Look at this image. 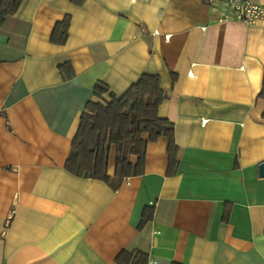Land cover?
<instances>
[{
  "label": "crops",
  "instance_id": "crops-1",
  "mask_svg": "<svg viewBox=\"0 0 264 264\" xmlns=\"http://www.w3.org/2000/svg\"><path fill=\"white\" fill-rule=\"evenodd\" d=\"M227 10L203 0H22L5 19L0 264H264V14L219 22ZM65 18L59 44L51 32ZM143 73L158 74L167 95L158 116L174 126L175 172L160 137L140 175L112 177L114 147L108 182L69 173L95 83L120 97Z\"/></svg>",
  "mask_w": 264,
  "mask_h": 264
},
{
  "label": "trees",
  "instance_id": "trees-1",
  "mask_svg": "<svg viewBox=\"0 0 264 264\" xmlns=\"http://www.w3.org/2000/svg\"><path fill=\"white\" fill-rule=\"evenodd\" d=\"M22 0H0V25L13 15ZM68 19L58 22L52 40L63 44L68 34ZM65 66H68L65 64ZM69 67V66H68ZM158 74L143 73L128 89L117 97L108 93V86L97 81L93 88L94 99L88 101L81 114L77 132L72 140L66 169L76 176L108 182L109 156L115 151L112 177L125 178L144 172L148 143L164 137L167 140L168 174H173L178 164L174 126L158 116V107L166 93L160 88ZM144 135H147L146 138ZM135 157V161L131 160ZM153 209L146 207L140 226L151 219Z\"/></svg>",
  "mask_w": 264,
  "mask_h": 264
},
{
  "label": "built area",
  "instance_id": "built-area-1",
  "mask_svg": "<svg viewBox=\"0 0 264 264\" xmlns=\"http://www.w3.org/2000/svg\"><path fill=\"white\" fill-rule=\"evenodd\" d=\"M208 5L223 2L227 6V12L220 16L219 22L236 20L245 24H254L264 14V7L253 0H203ZM168 39V35L165 36Z\"/></svg>",
  "mask_w": 264,
  "mask_h": 264
},
{
  "label": "water",
  "instance_id": "water-1",
  "mask_svg": "<svg viewBox=\"0 0 264 264\" xmlns=\"http://www.w3.org/2000/svg\"><path fill=\"white\" fill-rule=\"evenodd\" d=\"M259 175L264 176V160L259 163Z\"/></svg>",
  "mask_w": 264,
  "mask_h": 264
}]
</instances>
